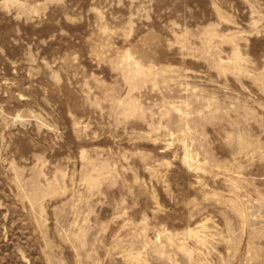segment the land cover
<instances>
[{"label":"rangeland","instance_id":"obj_1","mask_svg":"<svg viewBox=\"0 0 264 264\" xmlns=\"http://www.w3.org/2000/svg\"><path fill=\"white\" fill-rule=\"evenodd\" d=\"M0 264H264V0H0Z\"/></svg>","mask_w":264,"mask_h":264}]
</instances>
